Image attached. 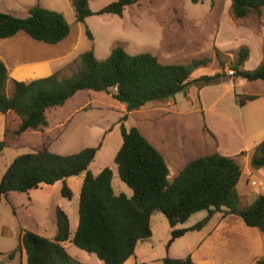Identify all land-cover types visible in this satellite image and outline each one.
Masks as SVG:
<instances>
[{"label":"rangeland","instance_id":"rangeland-1","mask_svg":"<svg viewBox=\"0 0 264 264\" xmlns=\"http://www.w3.org/2000/svg\"><path fill=\"white\" fill-rule=\"evenodd\" d=\"M114 1L90 0L89 8L94 13L80 22L75 18L71 0H0L2 12L25 16L26 7L37 3L62 13L69 24V34L58 44L35 41L23 32L15 35L16 40L12 38L13 41L5 45L0 43V59L9 75L17 62L51 60L49 63L53 67L61 65L57 70L60 77L68 76L77 69L80 53L92 49L95 57L102 60L117 45L130 54L149 52L162 63L187 64L193 58L209 57L211 62L195 70L192 78L221 71L225 75L217 82H192L184 91L139 109L136 113L141 126L132 122L134 117L119 122L125 114L123 105L108 93L87 89L75 93L62 106L47 110L49 124L42 130L14 135L18 119L9 114L3 136L0 131V139L8 143L0 153V180L16 156L43 144L52 152L70 154L101 143L89 170L97 174L106 166L111 168L114 193L130 196L132 191L119 179L113 157L122 141L121 124L129 128L131 123H136L147 139L145 130L158 142L164 141L161 149L154 141L150 142L165 154L170 180L187 161L218 152L240 166L237 191L242 205L250 203L255 193H264V166L254 168L250 163L255 145L264 140V81H247L232 75L231 70L241 46L249 51L243 69H253L264 60V10L260 15L237 18L232 13L230 0H198L196 3L191 0H136L124 8L121 17L96 13ZM86 29L92 39L86 35ZM6 91L10 92L9 85ZM236 95L258 97L239 106ZM173 158L176 161L171 164ZM80 184L78 176L69 178L71 199L60 195V186L46 189L40 186L44 189L28 193L10 191L7 196H1L0 264L21 263L23 254L9 259L8 253L16 248L22 230L48 238L54 236L56 207L68 214L70 232L74 233ZM204 215L206 211H197L179 227L192 225ZM151 218L152 235L139 242L138 248L136 246L144 264H160L165 256L185 257V241L187 238L191 243L194 241L189 236L177 238L167 249L171 231L167 219L160 211L154 212ZM63 246L76 264H97L99 261L94 254L77 248L69 240Z\"/></svg>","mask_w":264,"mask_h":264},{"label":"trees","instance_id":"trees-1","mask_svg":"<svg viewBox=\"0 0 264 264\" xmlns=\"http://www.w3.org/2000/svg\"><path fill=\"white\" fill-rule=\"evenodd\" d=\"M89 1L71 0L77 21L82 22L94 13ZM135 1L116 0L96 13L121 17L124 8ZM230 1L232 13L237 18L260 15L264 10V0ZM18 32L35 41L56 44L69 34V24L62 13L38 4L30 7L25 16L0 11V39ZM85 33L92 39L88 29ZM248 56V48L241 46L231 64L232 75L247 81H264V60L253 69H243ZM77 61V69L68 76L60 77L56 71L45 77L18 81L10 77L0 59V113L12 114L18 119L14 135L46 128L49 124L47 110L62 106L84 89L108 93L123 104L125 114L119 119L122 122L127 119L128 112L150 101L174 96L192 82H217L225 75L221 71L192 78L195 70L211 62L209 57L193 58L187 64L162 63L149 52L130 54L119 45L102 60L89 49L80 53ZM236 97L238 105L242 106L258 96ZM120 132L122 141L113 163L119 179L131 189L130 196L114 193L111 168L106 166L97 174L89 170L101 143L70 154L52 152L43 144L12 160L0 180V199L10 191L28 193L58 181L61 182L60 195L71 199L72 191L66 179L81 174L83 178L74 233H70L65 211L56 207L54 236L48 238L22 230L16 248L8 253L9 259L24 254L25 264H76L63 246L69 240L77 248L94 254L103 264H123L135 255L137 244L152 235L150 218L156 211L165 216L171 228L167 249L186 232L201 229L215 213L239 216L247 226L257 227L264 234V193L250 205L241 207L237 191L241 169L234 159L218 152L197 156L187 161L170 181L163 155L137 127L125 128L121 124ZM7 146L5 139H1L0 153ZM250 163L254 168L264 166V140L255 145ZM201 210L206 211L204 218L186 228L176 227ZM162 264L194 263L190 255H186L181 258L165 256ZM250 264H264V256Z\"/></svg>","mask_w":264,"mask_h":264},{"label":"crops","instance_id":"crops-1","mask_svg":"<svg viewBox=\"0 0 264 264\" xmlns=\"http://www.w3.org/2000/svg\"><path fill=\"white\" fill-rule=\"evenodd\" d=\"M33 5H35V4L28 5L26 7L27 11ZM41 7H43V6H41ZM15 35L12 37H9V38L0 39V43L5 45L9 41H13V39L16 40L17 36H15ZM262 36L264 37V34H262ZM56 44H58V43H56ZM49 62H51V60L36 61V62L33 61V62H29V63L17 62L15 64V66L13 67V70L10 73V75L12 78H14L18 81H29L31 79H35V78H39V77H45V76H48V75L56 72L59 69V67L61 66V65H58L57 67H53ZM245 62H244V64H245ZM155 101H157V100H153V101L146 103V105H144L140 109H143L144 107H147L148 105H153L154 103H156ZM123 108L125 109L124 105H123ZM136 111H139V109L128 112L127 120L128 119L130 120L132 117H134V120L132 119V122H136L139 126H141V122H140L141 120L139 119ZM1 115H3V116H0V117H2V118H0V121H1L0 131H1L2 136H3L5 124H6V118L9 116V114H1ZM147 119H150V117ZM145 122L147 123V121H145ZM136 123H131V124H132V126L136 127L137 126V125H135ZM148 129H149V126H148ZM25 132H27V131H25ZM25 132H23V133H25ZM145 134L149 138L148 141L149 142L154 141L155 145L157 147H159L160 149L163 148V145H165L164 141H161V143L158 142L150 132H147L145 130ZM178 149H179V152H182V149H180V148H178ZM160 153L163 155L165 161H167L165 154L162 152H160ZM175 159L176 158H173L172 159L173 161L170 160V163L173 164V162L176 161ZM178 172H179V170H176V173L173 175V178ZM78 177H79V179H81V182H82L83 175L82 174L78 175ZM69 178L66 179V183L68 186H69ZM42 186L45 189H46V187L58 188L59 186L61 187V182L58 181V182L54 183L53 185H42ZM80 186H81V184H80ZM41 187H39L38 190L44 189V188L41 189ZM70 189H71V187H70ZM71 191H72V189H71ZM258 195H259V193H255L251 199V202L246 204V205H242V202L240 200L241 207H246V206L250 205L256 199V197ZM239 198H240V195H239ZM77 208H78V204L76 206V213L75 214H77ZM67 216H68V214H67ZM75 217H76V221L74 223V229H76V227H77L78 214ZM151 219L152 218H150V222H151ZM150 225H151V223H150ZM179 225L180 224H178L176 227L177 228H186V227L191 226V225H187L184 227H179ZM151 227H152V225H151ZM69 228H71L70 220H69ZM71 234H73V233H71ZM184 236H189L190 240L194 241V243H191V241L190 242L188 241L189 238H187V240L185 241V243L187 244V248L184 251V252H186L185 253L186 255H190L194 264H250V263H253L256 260H258L264 256V234L262 233V231L260 229H258L257 227L247 226L239 216H236L233 214L221 216V213H215L205 223V225L201 229L188 231L184 235L179 237V239L183 238ZM137 248H138V246H137ZM137 248L135 250V255L129 257L123 264H144L145 263V261L143 259H140L138 257ZM172 256L174 258L180 257V256H174V255H172ZM172 256H170V257H172ZM138 259H140L141 262H139ZM160 262H161L160 264H162V261H160ZM100 263H102V261L97 260V264H100ZM20 264H25V255L24 254L21 258Z\"/></svg>","mask_w":264,"mask_h":264}]
</instances>
